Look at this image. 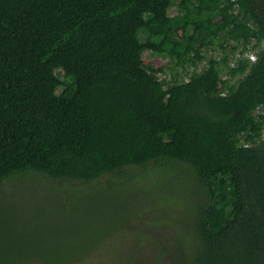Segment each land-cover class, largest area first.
Instances as JSON below:
<instances>
[{"label":"trees","instance_id":"obj_1","mask_svg":"<svg viewBox=\"0 0 264 264\" xmlns=\"http://www.w3.org/2000/svg\"><path fill=\"white\" fill-rule=\"evenodd\" d=\"M151 1L0 0V264L77 263L117 230L88 233L72 210L45 229L17 219L43 198L14 194L33 175L86 199L149 162L186 188L194 236L153 241L146 264H264V0ZM147 51L184 72L161 78Z\"/></svg>","mask_w":264,"mask_h":264},{"label":"rangeland","instance_id":"obj_2","mask_svg":"<svg viewBox=\"0 0 264 264\" xmlns=\"http://www.w3.org/2000/svg\"><path fill=\"white\" fill-rule=\"evenodd\" d=\"M150 7L156 14L167 12L171 15L176 12V7L170 5L169 0H152ZM243 45L248 48L251 44L244 42ZM209 54L216 61L221 53L215 49L206 52L207 58H209ZM142 57L149 68L165 69L164 74L160 73L161 78L171 77L172 73L182 74L184 72L177 67L171 73L168 59L154 56L149 51L144 52ZM204 64L203 61L199 67ZM191 70L189 68L188 72ZM217 84L219 85V83ZM178 166H183V164L178 163ZM129 171L133 176L130 182L128 181L122 186L118 183L112 188H105L102 191L93 189L86 199H81V193L63 192L57 195H45V193L47 194L46 188L57 185L56 182L42 175H33L25 186H21L22 189L18 190L19 185L14 194L20 202L33 201L34 198L42 196L43 198L32 202V208L28 210L29 215L23 213L21 209H18L14 215L17 219H26L32 226L36 224L41 226L37 219L42 218L45 221L43 224L45 229L51 224H56L57 220L62 218L63 214L60 211L65 213L72 210L69 217H80L89 212L93 222L88 226V233L102 236L117 229L102 239L89 255L73 264H146L145 260L154 253L150 245L160 237L173 239L176 234H181L185 241L190 243V239L194 236L191 208L184 198L186 188L179 184L177 176H172L168 172L165 175L157 176V169L153 162H149L146 167L134 166L129 168ZM107 177L116 179L113 175ZM107 177H102L99 186L105 185L104 181ZM190 183L186 186L191 185ZM18 184H23V182ZM80 184L83 186L85 183L78 182V185ZM4 201L9 203L8 200ZM116 201L119 210L127 213L122 223L118 220L113 224H108L106 219L111 215L110 208L104 206L103 202L113 204ZM51 209L55 210L53 214ZM119 224L120 226L117 228ZM132 252L138 256L137 261L139 262H127Z\"/></svg>","mask_w":264,"mask_h":264},{"label":"built area","instance_id":"obj_3","mask_svg":"<svg viewBox=\"0 0 264 264\" xmlns=\"http://www.w3.org/2000/svg\"><path fill=\"white\" fill-rule=\"evenodd\" d=\"M245 56L247 58H249L251 61H254L256 58V54L254 53L253 50H250V47L247 48V51L245 52ZM263 105H264V103L257 105L253 112L254 113H263L264 112Z\"/></svg>","mask_w":264,"mask_h":264},{"label":"clouds","instance_id":"obj_4","mask_svg":"<svg viewBox=\"0 0 264 264\" xmlns=\"http://www.w3.org/2000/svg\"><path fill=\"white\" fill-rule=\"evenodd\" d=\"M263 44H264V42H263Z\"/></svg>","mask_w":264,"mask_h":264}]
</instances>
